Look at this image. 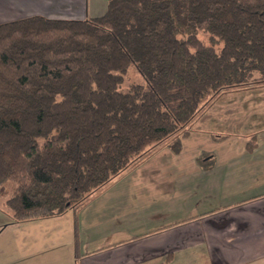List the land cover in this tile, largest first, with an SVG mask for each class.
<instances>
[{
    "label": "trees",
    "instance_id": "obj_1",
    "mask_svg": "<svg viewBox=\"0 0 264 264\" xmlns=\"http://www.w3.org/2000/svg\"><path fill=\"white\" fill-rule=\"evenodd\" d=\"M131 65L144 82L123 90ZM251 82L264 0H107L87 19L1 23L0 200L17 222L61 215L148 146L177 134L178 152L211 97Z\"/></svg>",
    "mask_w": 264,
    "mask_h": 264
},
{
    "label": "crops",
    "instance_id": "obj_2",
    "mask_svg": "<svg viewBox=\"0 0 264 264\" xmlns=\"http://www.w3.org/2000/svg\"><path fill=\"white\" fill-rule=\"evenodd\" d=\"M106 10L107 0H0V24L33 15L87 19ZM234 109L219 115L231 129L248 118L241 108ZM258 124L242 137V148L226 147L225 163L217 162L216 149L196 153L193 167L204 177L187 184L179 181L178 186L176 181H150V187L161 190L146 189L149 205L133 200L127 211L102 207L103 198L120 182L119 174L75 211L70 212L72 206L61 215L17 222L4 214L0 200V264H179L177 252L201 245L206 247V264H264V121ZM232 135L204 132L206 139L229 143ZM203 184L209 187L204 201L214 198L221 205L196 211L203 198L194 190L200 192ZM177 188L183 195L179 206L169 201ZM95 206L100 209L92 210ZM159 214H175L174 220L155 222ZM116 218L117 225L106 231L105 225ZM54 248L58 253L51 255Z\"/></svg>",
    "mask_w": 264,
    "mask_h": 264
},
{
    "label": "rangeland",
    "instance_id": "obj_3",
    "mask_svg": "<svg viewBox=\"0 0 264 264\" xmlns=\"http://www.w3.org/2000/svg\"><path fill=\"white\" fill-rule=\"evenodd\" d=\"M199 36L204 42L210 43L209 35L207 33L201 32ZM140 82H144L143 77L136 71L135 66L131 65L127 74L125 75V79L121 85V88L123 90H128L133 84ZM233 108H236L233 110L234 112L241 108V110H243L248 116V118L244 116V118H246L244 123L240 124L241 126L239 125L238 128L235 127V129H231L229 126H227V123L223 117L224 115L220 117L223 114V111H230V109ZM257 109L259 110L257 111ZM230 117L231 115H229L227 118ZM263 121V86L251 82L249 85H244L241 87L222 89L219 93L214 95V97H211V99L205 103L193 121L187 124L180 132L182 133L183 131H190V134L187 137L182 138V147L178 152L174 151L172 147L169 146V143L172 142L177 134L170 136L161 142L148 146L144 153L134 159L133 162L119 174L116 180H119L120 182L116 185V188L107 195L110 196L109 198H103L102 207L111 206V209L117 211H120L122 208H124L125 211H127L130 210V201L133 200H136L138 204H142L143 201L146 205H149V199L145 197L146 189L148 188L149 190L151 189L154 191L161 190L160 187H150V181H176L178 186L179 181L181 183L183 182L184 184H187L188 182H194L201 176L204 177L203 172L199 173V171L193 167L195 165L194 156L196 153L202 150L216 149L218 152L217 162L225 163L227 160V151L225 150L226 147L229 146L231 150H238L239 148H242V137L256 131L260 126L258 123H262ZM205 131L218 135L231 132L233 134V139L230 143L229 141L226 142L224 140L221 142L215 139H206L204 136ZM251 139L252 138L250 137L246 142L250 141ZM218 149H220V151ZM202 182L205 183L207 181L202 179ZM100 188H102V186ZM100 188L93 191L85 199L75 204L70 212L75 211L78 205L84 204L86 201H88L90 198L89 196L98 192ZM200 189V192H198L197 188L194 190V193L196 191L199 197L203 198V202L198 203L199 208H196V211L216 205H221L219 200L217 201V204L214 198L210 199L211 202L204 201L205 195L209 190L208 185L203 184ZM180 190L182 189L177 188L175 192L172 190L170 194L169 201H171V203L176 206H179L182 203L183 195L180 193ZM143 191L144 193H142ZM142 196H144V198ZM188 197L189 196H186L187 199ZM91 209L98 210L100 208L95 206ZM4 210V214H10V211L6 207ZM174 215L175 214H167L166 218H164L161 216V214H159L158 216L160 218H155V222L168 223L169 221L174 220ZM177 215H181L182 217L184 215L191 214ZM119 219L120 218H116L114 222L105 225L104 228L106 231L109 230V227L117 225ZM40 220H42L41 222L45 221V219ZM50 252L51 255H53L52 253H58V250L54 248ZM175 259L176 261L180 262L179 264H206L205 262L208 260L206 247L205 245H201L195 250L177 252Z\"/></svg>",
    "mask_w": 264,
    "mask_h": 264
}]
</instances>
